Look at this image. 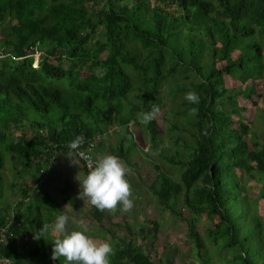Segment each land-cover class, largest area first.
I'll list each match as a JSON object with an SVG mask.
<instances>
[{"label": "trees", "instance_id": "trees-1", "mask_svg": "<svg viewBox=\"0 0 264 264\" xmlns=\"http://www.w3.org/2000/svg\"><path fill=\"white\" fill-rule=\"evenodd\" d=\"M0 27L8 41L0 40V227L8 219L1 206L4 160L18 178L31 172L33 183L14 182L20 200L12 219L19 225L0 242V256L11 264H63L52 256L51 231L40 236L50 218L33 194L56 178L64 201L76 205L57 164L69 141L82 135L100 152L113 133L110 154L131 165L133 124L179 168V179L161 171L150 187L162 211L185 221L195 264H216L217 250L227 252L219 264H264V141L236 101L255 104L253 96H263L257 88L264 85V0H0ZM227 77L236 86H226ZM190 91L198 103L186 100ZM153 107H167V130L175 131L168 146L159 145L165 131L155 117L142 122ZM250 180L259 184L253 198ZM93 211L101 221L104 213ZM202 215L215 219L203 236L195 225ZM125 224L131 238L115 237L110 264H160ZM139 230L143 239L154 238L158 223Z\"/></svg>", "mask_w": 264, "mask_h": 264}, {"label": "rangeland", "instance_id": "rangeland-1", "mask_svg": "<svg viewBox=\"0 0 264 264\" xmlns=\"http://www.w3.org/2000/svg\"><path fill=\"white\" fill-rule=\"evenodd\" d=\"M95 34H98L99 37H102V28L100 26L96 28ZM3 37L4 35L0 32V40L2 39L5 44H8V41ZM50 45H52V43H50ZM40 53L41 52H36L34 54L35 60H38ZM35 60L33 65H35ZM62 61L63 66L66 67L67 61ZM225 85L229 87L232 85L236 86L233 79L230 77L226 78ZM261 91L263 93L262 99L259 96H253L256 102L255 104L249 102V99L241 98L239 96L236 97V101L239 106L244 107L242 111L244 122L250 127V130H255L258 133L259 138L264 141V85L258 86L257 92L261 93ZM166 109L167 107H163L154 115L157 120V124L160 125L165 131L164 137L159 144L164 146L167 145L168 139L172 136V134L175 133V131L170 132L169 129L167 130V128L170 126V123L168 122L170 118L166 113ZM0 128L3 129V125H0ZM130 128L134 131L137 142L135 148L136 150L130 152L132 155V164L130 165L126 163L123 158L120 159L129 168L127 178L132 188L131 199L134 201L133 208L128 212H121L120 206L118 205L114 210H101L104 215L102 216L101 221H99L95 217L93 211L95 207L90 205L87 200L83 201L77 196V193L80 191V189L75 176L76 174L83 176V169L81 168V165L75 161L73 155L70 156L73 162L76 164L73 163L70 157L67 156L69 154H65L57 161L59 166L58 169L60 170V178H66L70 182L71 189L68 190V193L71 195V199L76 201V205H72L70 202L64 201V195L59 188V182L56 178H54L53 180H49L48 183H45L44 186H42L36 191V193L33 194V197L37 196L35 200L40 206L42 217L45 218L46 221H48L47 217L50 218L49 224L51 227L57 214L60 212H67L69 216L72 217L70 228H79V225L76 223V221L83 219L87 224L88 234L94 240L97 239V234L104 235L108 241L112 240V242H110L112 244L116 243V236H124L126 240L131 238V231L129 232V229L125 226V223L127 222V225L134 229L133 235L136 238L135 243L141 244L143 249L149 251L155 258H158L160 260V264H195L197 259L196 256H193L194 251L189 247L190 242L186 235L187 225L185 221L181 220L175 215H171L167 211H162L150 187L152 182L156 179L157 174L161 171H165L174 179H179V168L177 165H168L166 160L160 157L155 150L148 146L149 143L147 137L143 134L140 125L136 126L132 124ZM6 131H8V134H14L16 132L12 125H9L8 128H6ZM114 142L115 136L113 133L106 135L103 149L96 153L97 159L103 153H110L107 146L113 145ZM18 162L19 159L17 158V169L19 168ZM155 164H158L160 168L156 169ZM2 179L3 197L1 206L4 208H6L7 205L11 203L10 201L12 198L15 197V195L12 196L13 193L10 195L11 190L13 192L17 190L18 185H14V182L17 183L18 181L19 183L25 184L32 183L30 179V173L24 176L20 175L18 178V176L15 175L11 170V165L7 158L4 160ZM248 183V194L253 198L256 195L259 184L258 182L251 180ZM46 191L48 192V195ZM16 200L19 201L20 198H16ZM5 202L7 205L3 206ZM179 206L181 207L182 205L180 204ZM179 206L177 204V207ZM259 209L262 213V207H259ZM9 210L10 209L8 208V211ZM152 221H156L158 223L157 233L154 238L145 240L142 238V233L139 230V226L143 225V227H150V223ZM214 221L215 219L213 216L202 215L196 220L195 225L197 230L203 236V230L206 227L212 228ZM48 236H53L51 238L52 240L56 238V234L53 232H50ZM206 243L207 252L211 253L214 251L213 243L210 241ZM216 253L217 256H212V261H214L216 264H219V259L227 256V252L217 250ZM60 259L63 263V258L61 257Z\"/></svg>", "mask_w": 264, "mask_h": 264}, {"label": "clouds", "instance_id": "clouds-1", "mask_svg": "<svg viewBox=\"0 0 264 264\" xmlns=\"http://www.w3.org/2000/svg\"><path fill=\"white\" fill-rule=\"evenodd\" d=\"M37 61L35 60L33 66H37ZM185 98L193 104L199 102V96L194 91L186 93ZM158 110L153 107L150 111L143 112L142 122L151 121ZM84 142L85 138L77 135L68 143V148L84 160L88 168L83 176L77 174L75 176L80 189L77 196L100 210H114L119 205L121 212L130 211L134 206V201L131 199L132 188L127 178L129 168L120 157L114 154L103 153L96 159L90 153L81 151V145ZM67 156L71 159L70 154ZM71 161L73 162L72 159ZM71 222L72 217L67 212H60L55 216L50 228L41 229L40 236L44 237L43 232L45 231L56 234V238L52 240L53 258L62 257L63 264H110V255L113 253L112 244L108 241L94 240L88 234L87 224L83 219L76 221L79 228H70ZM2 258L7 257L1 256L0 264H2ZM8 259L11 263V259Z\"/></svg>", "mask_w": 264, "mask_h": 264}, {"label": "built area", "instance_id": "built-area-1", "mask_svg": "<svg viewBox=\"0 0 264 264\" xmlns=\"http://www.w3.org/2000/svg\"><path fill=\"white\" fill-rule=\"evenodd\" d=\"M1 57V55H0ZM96 142L93 141V140H90L88 141L87 143L84 142V144L81 145V151H85V152H88L90 153L94 158L97 159L96 157ZM69 154L73 155V157L77 160H81L82 163L79 165H81V167L83 168L84 170V174L86 173V171L88 170L87 168V164L84 160H82L81 158H79L78 155L76 154H73L71 150H69L68 152ZM13 223V222H12ZM14 225V223H13ZM11 222L7 221L5 225H2L0 227V242H6V241H9L11 240L12 238V230H11ZM2 261V264H10V260L8 258H2L1 259Z\"/></svg>", "mask_w": 264, "mask_h": 264}, {"label": "crops", "instance_id": "crops-1", "mask_svg": "<svg viewBox=\"0 0 264 264\" xmlns=\"http://www.w3.org/2000/svg\"><path fill=\"white\" fill-rule=\"evenodd\" d=\"M69 154V153H68ZM71 155V154H70ZM75 159V158H74ZM75 161H77L76 159H75ZM79 164V163H78ZM82 168V167H81ZM83 169V168H82ZM29 173H31V172H29ZM83 175H84V171H83ZM30 179L32 180V177H31V174H30ZM44 179V178H43ZM44 182L45 183H48L49 182V180H44ZM45 183L43 184V186L45 185ZM29 184V183H28ZM30 184H33V183H30ZM11 188V187H10ZM18 189V188H17ZM47 192V191H46ZM13 193V195L12 196H14L15 195V197H13L12 198V200L10 201L11 203L9 204L8 203V201H7V203L9 204V205H7L6 203H4L3 204V206L5 205H7V207H6V213H5V215H6V217L8 218L7 219V221H9V222H11V225H13V223H14V225L13 226H15V227H17L19 224H18V222L17 221H15L14 219H12V213H13V210L16 208V202H17V200H16V198H18L19 199V195H18V191L16 190L15 192H13L12 190H11V192H10V195ZM33 198H36V196L35 197H33ZM74 201V200H73ZM74 202H76V201H74ZM71 204V203H70ZM73 205V204H72ZM8 208L10 209L9 211H8ZM22 210H23V207H20ZM13 222V223H12ZM50 222H47V225H50L49 224ZM52 233V232H51ZM1 257V256H0ZM7 258H9V257H7ZM11 264V263H10Z\"/></svg>", "mask_w": 264, "mask_h": 264}]
</instances>
